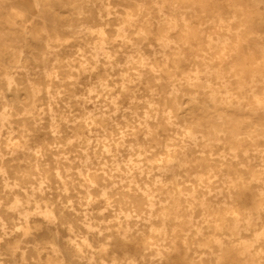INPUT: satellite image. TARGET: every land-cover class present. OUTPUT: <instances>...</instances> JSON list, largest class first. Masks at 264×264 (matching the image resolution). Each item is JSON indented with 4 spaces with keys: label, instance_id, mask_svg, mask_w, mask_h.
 <instances>
[{
    "label": "bare ground",
    "instance_id": "6f19581e",
    "mask_svg": "<svg viewBox=\"0 0 264 264\" xmlns=\"http://www.w3.org/2000/svg\"><path fill=\"white\" fill-rule=\"evenodd\" d=\"M0 264H264V0H0Z\"/></svg>",
    "mask_w": 264,
    "mask_h": 264
},
{
    "label": "rangeland",
    "instance_id": "374dc122",
    "mask_svg": "<svg viewBox=\"0 0 264 264\" xmlns=\"http://www.w3.org/2000/svg\"><path fill=\"white\" fill-rule=\"evenodd\" d=\"M224 7L226 8V5H224ZM224 7H221L220 10H225Z\"/></svg>",
    "mask_w": 264,
    "mask_h": 264
}]
</instances>
